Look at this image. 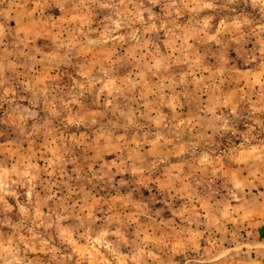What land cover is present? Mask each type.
<instances>
[{
    "label": "rangeland",
    "instance_id": "rangeland-1",
    "mask_svg": "<svg viewBox=\"0 0 264 264\" xmlns=\"http://www.w3.org/2000/svg\"><path fill=\"white\" fill-rule=\"evenodd\" d=\"M261 224L264 0H0V264H264Z\"/></svg>",
    "mask_w": 264,
    "mask_h": 264
},
{
    "label": "crops",
    "instance_id": "crops-1",
    "mask_svg": "<svg viewBox=\"0 0 264 264\" xmlns=\"http://www.w3.org/2000/svg\"><path fill=\"white\" fill-rule=\"evenodd\" d=\"M263 225V226H262ZM258 236L264 239V224L260 225Z\"/></svg>",
    "mask_w": 264,
    "mask_h": 264
}]
</instances>
